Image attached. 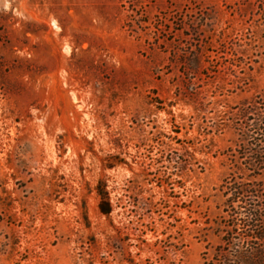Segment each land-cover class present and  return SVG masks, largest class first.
I'll list each match as a JSON object with an SVG mask.
<instances>
[{
  "label": "rangeland",
  "instance_id": "374dc122",
  "mask_svg": "<svg viewBox=\"0 0 264 264\" xmlns=\"http://www.w3.org/2000/svg\"><path fill=\"white\" fill-rule=\"evenodd\" d=\"M263 90L264 0H0V264H238Z\"/></svg>",
  "mask_w": 264,
  "mask_h": 264
},
{
  "label": "trees",
  "instance_id": "16d2710c",
  "mask_svg": "<svg viewBox=\"0 0 264 264\" xmlns=\"http://www.w3.org/2000/svg\"><path fill=\"white\" fill-rule=\"evenodd\" d=\"M226 54H229L228 48L223 45V55ZM237 109L234 123L238 142L233 160L240 164L238 170H246L250 174H230L222 188L227 197L226 212L232 213L227 236L234 233L244 235L245 247H240V243L235 245V260L238 264H252L262 254L264 246V184L259 179L264 173V90ZM180 166L181 169L185 167ZM97 190L101 213L111 214L113 205L106 185L100 182ZM227 244L232 245V242L227 240Z\"/></svg>",
  "mask_w": 264,
  "mask_h": 264
}]
</instances>
